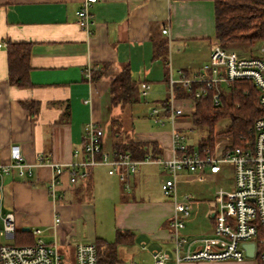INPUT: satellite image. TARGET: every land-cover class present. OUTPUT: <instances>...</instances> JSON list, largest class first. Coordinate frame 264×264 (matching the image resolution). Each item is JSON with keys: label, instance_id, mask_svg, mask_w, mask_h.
I'll return each mask as SVG.
<instances>
[{"label": "crops", "instance_id": "crops-1", "mask_svg": "<svg viewBox=\"0 0 264 264\" xmlns=\"http://www.w3.org/2000/svg\"><path fill=\"white\" fill-rule=\"evenodd\" d=\"M82 6L83 0H0V44H4L0 47V165L10 163L12 145L21 147L30 164L43 156L49 162L69 165L76 160L74 151L81 149L85 126L90 122L104 129L103 144L108 151L116 150L118 143L131 141L140 145L146 155L165 158L172 153L173 129L190 135L197 128L190 116L177 118L175 124L165 121L161 131L152 133L136 131L125 135L115 131L113 126L119 119L117 107L110 102V85L129 65L134 81L151 85L148 97L155 100L153 106L165 107L170 99V75L178 77L182 71L195 74L209 60L211 45L217 41L214 1L98 0L90 8V32L78 24L77 12ZM164 29L168 34L163 33ZM165 41L166 60L156 55V44ZM9 42L32 45L29 88L9 82ZM233 45L240 46L238 52H248L242 51L247 44ZM88 68H99L102 77L93 80L91 75L88 80ZM180 91L184 90L178 88L175 95ZM23 102H35L37 113L32 114ZM145 103L149 105L150 101L145 99ZM136 105H128L131 112ZM191 146L197 149L199 145ZM223 171L224 168L217 174L205 170L201 175H177L178 201L188 196L192 199L185 226L179 230L172 225L176 203L161 190L171 175L155 163L138 167L129 177L130 190L117 176L109 175L105 166L92 168L88 177L79 176L75 185L69 173L64 172L56 187V199L50 193L55 173L48 164L35 167L32 177H21L12 171L4 179L3 214L15 215L16 230L28 228L23 231L33 233L40 229L46 242L58 245L67 222L83 217L88 234L84 240L72 239L74 249L80 243H96L97 239L112 243L118 231L128 232L135 242L125 245H134L139 259H148L140 248L145 243L150 249L166 250L171 257L167 264H177V239L203 244L215 235L212 211L217 209L219 190L215 197L214 188L202 195L196 189L194 195H181L180 185L190 180L214 186ZM191 175L196 177H188ZM96 209L110 210L108 228L93 223ZM74 254L75 250L71 257Z\"/></svg>", "mask_w": 264, "mask_h": 264}, {"label": "built area", "instance_id": "built-area-1", "mask_svg": "<svg viewBox=\"0 0 264 264\" xmlns=\"http://www.w3.org/2000/svg\"><path fill=\"white\" fill-rule=\"evenodd\" d=\"M98 0H83L82 8L77 12L78 24L90 32L92 25L91 6ZM168 34V29L163 30ZM4 44H0L2 47ZM247 53H240L221 45L219 40L211 45L208 62L199 72L188 74L179 72L178 77L170 75L169 102L165 107H153L149 113L156 124L163 126L165 121L175 124L179 117H190L196 112V100L205 96L210 90H218L221 85H229L239 80L252 81L260 91V106L264 109V40L251 46ZM86 78L91 80V69H86ZM194 93L192 98H181L175 95L177 89ZM151 85L142 83L140 92L147 98ZM219 93L215 96L218 98ZM178 97V98H177ZM216 103L218 100L216 99ZM226 129L231 122L225 124ZM250 137H242V145H235L234 139L228 136L217 141L213 148L190 144L187 133L172 130V153L168 158L146 155L138 160L129 152L118 150L108 151L104 148V129L95 122L85 126L84 140L81 149L74 151L75 161L69 165L58 164L44 160L39 156L36 164L26 161L21 147L11 146V161L0 165V190L4 188V179L12 171L21 177H32L35 167L48 164L55 175L50 186L51 196L56 199V187L61 175L68 172L70 182L77 184L79 176L88 177L90 170L105 166L109 175L117 176L125 183V189L130 190L129 177L134 175L142 164L162 165L171 175L161 185L165 197L174 200L176 212L172 222L176 230L184 228V219L188 215L191 197L178 201L176 178L179 173L191 172L203 174L209 170L217 174L224 165L233 167V184L229 189L221 187L218 192L217 209L212 211L215 219V235L203 244L194 243L196 240L177 239L175 261H214L235 260L243 262L249 258L244 244L254 243V257L259 264H264V116L257 119L249 131ZM56 223L60 218H56ZM2 231L0 237L8 242L0 243V264H98V248L95 242L80 243L75 248V254L65 261L59 245L46 242L42 231H33L35 242L31 245L18 246L9 241L14 240L16 218L13 213L2 216ZM214 237L216 239H214ZM217 238L223 240L219 242ZM141 252L148 259L138 260L132 264H167L170 254L163 249H150L142 243ZM184 251L182 252V250Z\"/></svg>", "mask_w": 264, "mask_h": 264}, {"label": "trees", "instance_id": "trees-1", "mask_svg": "<svg viewBox=\"0 0 264 264\" xmlns=\"http://www.w3.org/2000/svg\"><path fill=\"white\" fill-rule=\"evenodd\" d=\"M215 4L216 36L221 45L228 48L230 44L254 45L264 40V0H213ZM167 42L156 44V55L166 60ZM32 45L30 43H13L7 45L9 82L19 88L32 86L30 79ZM93 80L100 79L102 70H91ZM219 93L218 98L215 96ZM178 97L192 98L194 93L178 92ZM140 84L133 80L131 68L126 65L113 78L110 85V102L112 107H125L140 101ZM216 99L218 103H216ZM260 91L250 80H239L229 85L212 89L205 96L196 100V112L191 119L193 124L206 135L199 144L213 148L216 135L215 127L223 119H230L231 126L225 133L234 139L235 145H242V137H250L249 131L255 121L264 116L260 106ZM22 105L32 114L37 113L35 102H23ZM168 103L166 104V106ZM116 150L131 153L132 157L143 159L146 152L133 142H122ZM136 159V158H135ZM4 190V189H3ZM2 190V191H3ZM0 193L2 195V192ZM15 245H31L35 237L31 231L16 230ZM135 242L133 235L118 231L114 242L97 239L98 264H122L118 246ZM257 259V258H256ZM258 260V259H257Z\"/></svg>", "mask_w": 264, "mask_h": 264}, {"label": "rangeland", "instance_id": "rangeland-1", "mask_svg": "<svg viewBox=\"0 0 264 264\" xmlns=\"http://www.w3.org/2000/svg\"><path fill=\"white\" fill-rule=\"evenodd\" d=\"M252 45H244L245 48L242 49V51H251L253 48ZM248 47V48H247ZM240 46L230 44L228 46V49H235L233 51H237ZM238 52V51H237ZM240 53H247V52H240ZM143 98V97H142ZM145 99L150 101V104L145 103ZM155 102L154 99L151 97H145L143 99H140L139 104H137L134 108V110L131 112L130 107L127 105L125 107H117L116 113L118 114L117 119L118 121H115V124L113 126L114 130L124 132L125 135H132L136 131H144V132H156L161 131L163 128L161 125L156 124L153 119L149 117V113L151 109L154 107L153 103ZM153 106V107H152ZM230 123V119H223L215 127V135L216 141L224 140L228 136L225 134L228 130L226 129L225 124ZM136 126V127H134ZM166 128V127H164ZM137 133V132H136ZM206 135V130H202L199 128H196L193 133H190V143L194 144V146H198L202 139ZM233 138V137H231ZM224 171L220 175V178L217 180H214V186L211 183H190L187 181V183L180 185V192L181 195H194V190L196 189L197 193H208L209 191H212V188H214V197L218 189L221 187L225 189H229L231 187V184H233V167L231 165H224ZM192 179H194L196 176L191 175L188 176ZM202 195V194H201ZM199 197V196H196ZM182 199V198H181ZM6 207L4 208V199H1V193H0V231H2L3 225H2V216L3 213L6 211ZM97 212V216H95L93 223L95 222L98 227L103 226V228H108L111 223V212L110 210L108 212H103L102 210L99 211V209L95 210ZM66 220V219H65ZM67 221V220H66ZM86 219L83 217L76 216L74 218V222H67V225L65 226V231L63 232V236H59V248L61 253L63 254L65 261H69L72 253L74 252L73 248V241L72 239H78V240H84L86 238V235L88 234V227L85 223L83 224ZM64 224V222H63ZM188 224V222L186 223ZM191 226V225H190ZM32 232V231H31ZM44 237V236H43ZM54 240V237H53ZM8 240L5 237H0V243H6ZM10 243L15 244V241H9ZM118 253L119 257L122 260V264H132L133 260L138 261L141 260L139 257L140 255H136L137 248L133 245H122L118 246ZM175 257V254H174ZM171 259V258H170ZM187 262V261H185ZM192 264H259L258 260L256 258H246L243 262H238L235 260H224V261H214L211 263H207L205 261H188ZM168 263V262H167Z\"/></svg>", "mask_w": 264, "mask_h": 264}, {"label": "water", "instance_id": "water-1", "mask_svg": "<svg viewBox=\"0 0 264 264\" xmlns=\"http://www.w3.org/2000/svg\"><path fill=\"white\" fill-rule=\"evenodd\" d=\"M23 230H29L28 228H25ZM243 247L246 250V254L249 258L254 257V249H255V244L254 243H249V244H244Z\"/></svg>", "mask_w": 264, "mask_h": 264}]
</instances>
